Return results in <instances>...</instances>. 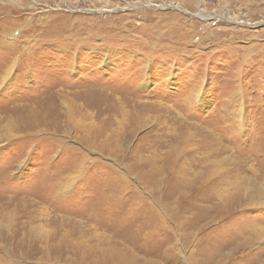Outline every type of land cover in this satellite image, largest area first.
<instances>
[{
    "label": "rangeland",
    "instance_id": "rangeland-1",
    "mask_svg": "<svg viewBox=\"0 0 264 264\" xmlns=\"http://www.w3.org/2000/svg\"><path fill=\"white\" fill-rule=\"evenodd\" d=\"M0 264H264V0H0Z\"/></svg>",
    "mask_w": 264,
    "mask_h": 264
}]
</instances>
